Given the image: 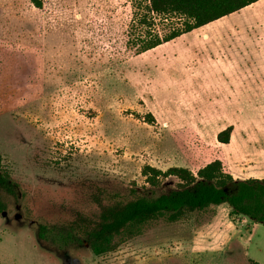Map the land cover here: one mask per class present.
Listing matches in <instances>:
<instances>
[{
    "label": "rangeland",
    "instance_id": "1",
    "mask_svg": "<svg viewBox=\"0 0 264 264\" xmlns=\"http://www.w3.org/2000/svg\"><path fill=\"white\" fill-rule=\"evenodd\" d=\"M41 4L0 0V156L17 184L0 264H264V225L225 203L148 222L101 256L57 239L93 208L95 186L175 188L173 177L148 186L144 165L195 174L219 159L234 178L264 179V0L138 55L126 47L129 0Z\"/></svg>",
    "mask_w": 264,
    "mask_h": 264
},
{
    "label": "trees",
    "instance_id": "2",
    "mask_svg": "<svg viewBox=\"0 0 264 264\" xmlns=\"http://www.w3.org/2000/svg\"><path fill=\"white\" fill-rule=\"evenodd\" d=\"M259 0H129L131 19L127 27L126 47L136 55L169 42L194 29L216 21L256 3ZM41 8V0H29ZM156 20L171 23L163 34L156 30ZM232 127L216 135L227 144ZM141 175L148 186H160L162 179L175 178V188L155 197H147L136 188L127 194L108 193L95 186L90 194L93 208L78 211L58 233L63 246L83 245L95 256L113 252L125 240L134 237L151 221L178 222L193 212L225 203L228 216H242L264 225V179L234 178L224 171L219 159L199 168L195 174L185 167L173 166L162 171L144 165ZM17 188L2 164L0 156V214L8 207L7 196H15ZM45 228H42V236ZM251 264H258L248 260Z\"/></svg>",
    "mask_w": 264,
    "mask_h": 264
},
{
    "label": "crops",
    "instance_id": "3",
    "mask_svg": "<svg viewBox=\"0 0 264 264\" xmlns=\"http://www.w3.org/2000/svg\"><path fill=\"white\" fill-rule=\"evenodd\" d=\"M192 31H194V30H192ZM192 31H191V32H192ZM189 33H190V32H189ZM204 41H205V40H204Z\"/></svg>",
    "mask_w": 264,
    "mask_h": 264
}]
</instances>
